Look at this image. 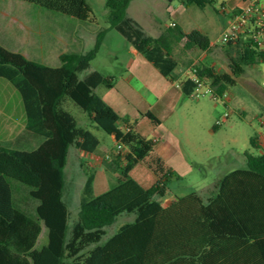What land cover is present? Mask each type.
Returning <instances> with one entry per match:
<instances>
[{
	"label": "trees",
	"instance_id": "obj_1",
	"mask_svg": "<svg viewBox=\"0 0 264 264\" xmlns=\"http://www.w3.org/2000/svg\"><path fill=\"white\" fill-rule=\"evenodd\" d=\"M57 11L79 20L96 22L86 0H23ZM132 0H105L108 25L97 32L93 47L86 52H62L60 64L52 66L31 60L19 51L0 43V77L8 79L18 90L26 116L25 130L42 137L32 149L0 146V264H165V222L172 214H216V199L264 197V152L246 150L247 166L226 173L214 185L207 201L192 191L167 206L162 199L169 193L168 181L174 176L162 157L153 153L156 141L142 137L131 127L118 125L119 115L95 91L100 84L112 87V79L98 70L84 78L78 73L89 67L110 29L126 40L166 77L178 66L174 48L183 41V49L210 47L208 35L194 28L188 32L178 24L167 25L157 36L146 34L142 26L127 14ZM203 8L214 0H181ZM229 72H216L204 61L191 71L208 83L216 96L234 85L244 67L264 63V49L240 38L225 43ZM232 50L235 54L231 55ZM196 87L193 76L183 79L181 91L191 96ZM66 98L80 106L96 126L114 135L123 146L112 162L119 168L117 183L108 190L92 194L93 175L84 185L77 218L72 222L63 198L65 166L71 146L93 152L100 141L90 130L80 126L64 107ZM145 115L155 124L160 120L151 112ZM255 138H250L255 147ZM147 157L149 159H147ZM147 160L155 181L143 187L130 176L134 166ZM107 161L105 160L104 163ZM26 186L28 196L35 200L30 212L16 204L10 180ZM123 213H133L131 222L123 223L104 243L105 228ZM47 242L35 248L42 229Z\"/></svg>",
	"mask_w": 264,
	"mask_h": 264
},
{
	"label": "rangeland",
	"instance_id": "obj_2",
	"mask_svg": "<svg viewBox=\"0 0 264 264\" xmlns=\"http://www.w3.org/2000/svg\"><path fill=\"white\" fill-rule=\"evenodd\" d=\"M20 1L0 0V7L16 4L29 8V23L33 28L26 35L25 30L3 28L4 22L1 21L0 42L10 50L24 51L31 59L52 66L60 64L56 55L58 52H86L93 47L95 39L89 38L91 35L88 27L93 29V32L94 29L97 31L108 25L105 0H86L92 8L96 22L79 20L25 1L21 4ZM234 2L235 0H214L203 8L195 4H185L181 0L130 2L127 14L135 19L148 35L157 36L167 25L177 22L185 30L201 28L200 30L213 41L204 54H201L202 50L199 48L189 53L183 52L181 41L173 51L179 63L173 70L177 77L172 81L164 78L157 68L115 29H110L106 34L89 67L78 73L80 78H84L89 72L98 70L111 78L112 87L100 84L95 91L115 109L119 115V126L123 130L131 127L142 137L154 141H157L154 137H160V144L165 143L168 159L176 166L174 176L168 181L170 196H184L192 191L202 197L210 196L215 183L221 177L245 166L243 153L246 150H255L250 138L264 129V125L259 122L254 90L244 83V79H250L264 89V75L249 74L247 71L236 85L228 87L229 100L217 97L216 94L213 96L211 93L198 97L186 96L177 85L180 79L193 75L188 66L197 57H203L204 62H213L215 66L218 60L227 65L226 53L223 51L226 45L218 39L230 21ZM58 25L73 34L77 30L79 39L69 46L59 42L54 37V34L61 33L57 30ZM166 93L167 97L163 98ZM159 98H163L159 102L163 108H153V112L161 118L160 125H157L145 113L149 107L155 106ZM5 100L9 101V106L13 109V120L18 121L20 110L23 109L21 96L8 79L0 77V105ZM63 105L80 126L98 137L100 143L97 152L110 156L101 157L100 165L103 168H90L88 164L80 174L74 172L75 180L80 182L82 187L87 178L93 175L92 192L93 195H98L113 187L121 174V170L115 169L116 166L112 162V158L117 154V142L112 134L96 126L88 114L71 99L66 98ZM23 113L25 115V112ZM225 113H228L227 117ZM157 145L155 142L154 149L159 148ZM81 159L76 153L70 152L65 170L64 200L68 201L71 212L70 226L78 214V189L72 184V168L76 160L85 162ZM146 161L138 162L130 171V176L144 186L149 184V177L153 176ZM10 185L15 203L33 212L35 200L28 196L29 187L12 179ZM128 219L130 216L121 214L107 230L113 231ZM45 239L46 228L42 225L35 248H41Z\"/></svg>",
	"mask_w": 264,
	"mask_h": 264
},
{
	"label": "crops",
	"instance_id": "obj_3",
	"mask_svg": "<svg viewBox=\"0 0 264 264\" xmlns=\"http://www.w3.org/2000/svg\"><path fill=\"white\" fill-rule=\"evenodd\" d=\"M242 1L243 0H235L232 11L236 10L242 4ZM20 2L22 4V2L24 1L21 0ZM261 5L264 7V0L261 1ZM29 12L30 9L23 7L22 5L15 4L10 6L6 5L5 7H0V22L1 21L4 22L3 28L6 29L18 28L21 30H25L26 35H28L29 31L33 28L29 23L30 21L28 16L30 14ZM198 29L200 30L201 28ZM57 30L61 32L60 33L61 35L54 34V37L57 38L59 42L61 43L63 42L64 45L67 46L73 45V43L77 39H79L77 30L73 34L72 32L67 31V29H63L61 25H58ZM87 30L90 32L89 35H91L92 37L89 38L96 39L98 30L96 31V29H94V31L92 32L91 30L93 29H90L89 27ZM183 30L186 32L189 31V30H185L184 28ZM93 33L94 36H92ZM106 34L104 38L106 37ZM212 44L213 41L210 40V47ZM193 49L199 50L197 47H192L189 49H183V52L185 51L189 53ZM205 51L206 50H202L201 54H204ZM223 51L226 53L227 65L221 64L220 60L216 61V66L214 65L213 62L212 63L206 62L209 65L213 66L216 72L219 73L229 72V60H228V54L226 52V47L223 48ZM19 52L24 54L27 58L31 59L28 53L24 51H19ZM61 53L62 52H58L56 54L57 57H59ZM234 54L235 52L234 50H232L231 55ZM31 60H35V59H31ZM199 61H205V59H203V57L202 58L197 57L192 61L190 65L191 68H189L190 66H188V70L192 69L193 65L197 64ZM186 70H184V73L186 72ZM247 71L249 74L257 73L259 75H264V63L260 62L245 66L244 72L236 78V82L234 85H236L237 82H239L240 77L243 74H245ZM190 76L192 77L193 75H187L183 79ZM163 77L172 81L177 76L172 72L171 76L169 77L163 76ZM183 79H180L179 83H181ZM244 83L250 86L252 90H254L255 99L257 101L256 110L258 111V115L260 116L259 122L262 125H264V89L263 87L257 86L250 79H244ZM167 94L168 93L164 94L165 96L163 98L167 97ZM229 96L230 93L228 92V88H227L223 94V98L229 100L228 99L230 98ZM163 98L161 99L159 98L155 106L151 108L149 107V109L147 110V111H151L160 120V123H161V118L158 114H155L153 112V108L158 106V109L161 110L163 106H161L159 102ZM23 112L24 109L20 110V116H19L20 119L18 121H14L13 116L15 114L13 113V109L9 106V101L5 100V102L2 105H0V146L11 145L29 150L36 147L42 141L41 136L35 135L25 130L26 116L24 115ZM242 113H244V111H242ZM160 123L158 125H160ZM154 138H157L156 143H158L157 146H159V148L157 149L156 147L153 153L162 157L165 163L172 169L173 173H175L174 168L176 166L175 164H173V162H171L168 159V152H166V148L164 147L165 143L160 144L161 142L160 137L159 138L154 137ZM254 138H255L254 140L256 146L252 148L255 150H248V151L253 154H260L264 152V129L260 130L259 133L254 136ZM70 152L76 153L78 157H81L83 161H85L84 163H82L80 160H76L73 164L74 167L72 168L73 170L72 184L75 185V187L78 189L77 203L79 206V202L84 187L81 186L80 182L75 180L74 172L80 174L81 170L84 169L88 164L90 165V168H103V166L100 165L101 157L104 156L106 158H109L110 156L109 155L107 156L106 154H100L99 152H97V148L93 152H87L71 146L68 151L67 163L64 169L65 175H66L65 170L69 162ZM243 155H244L245 166L239 168H245L247 166L246 156L244 153ZM149 180L150 182L147 186H144L142 184L141 185L143 187H149L155 181L154 174L153 176L149 177ZM65 183H66V178H65ZM92 189H93V182H92ZM212 191L215 192V188H213ZM208 197L209 196L202 197L203 201L206 202ZM63 198H64V190H63ZM175 199H176L175 195L170 196L168 193L162 199V204L167 206L171 204ZM123 214L130 216V219L122 222V224L125 222H131L135 218V215L133 213H123ZM70 216H71V212H70ZM119 216L117 217V219L119 218ZM107 227L105 228V234L102 238L101 243H104L119 228V227L118 228L115 227L114 230L110 232L109 230H107ZM164 234H165V244H166V254H167V258H166L167 260L165 264H264V197L216 199V214H211V215L193 214V213L192 214L181 213V214L169 215L165 222ZM46 242H47V230H46V239L44 240V242H42L43 244H41V246L44 245Z\"/></svg>",
	"mask_w": 264,
	"mask_h": 264
},
{
	"label": "built area",
	"instance_id": "obj_4",
	"mask_svg": "<svg viewBox=\"0 0 264 264\" xmlns=\"http://www.w3.org/2000/svg\"><path fill=\"white\" fill-rule=\"evenodd\" d=\"M261 1L243 0L237 9L232 11L230 21L218 40L226 43L243 38L251 45L257 44L259 48L264 49V7ZM193 80L196 82V87L191 95L198 97L211 93L215 96L213 88L208 83L202 82L195 75ZM177 85L180 86V83ZM227 116L228 113H225V117ZM122 149L123 146L117 142V153Z\"/></svg>",
	"mask_w": 264,
	"mask_h": 264
}]
</instances>
